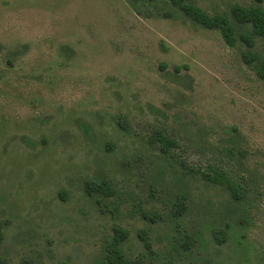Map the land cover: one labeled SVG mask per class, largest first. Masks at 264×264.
<instances>
[{"label": "rangeland", "instance_id": "obj_1", "mask_svg": "<svg viewBox=\"0 0 264 264\" xmlns=\"http://www.w3.org/2000/svg\"><path fill=\"white\" fill-rule=\"evenodd\" d=\"M241 50L163 0H0V262L104 264L119 226L140 264H264V81Z\"/></svg>", "mask_w": 264, "mask_h": 264}, {"label": "trees", "instance_id": "obj_2", "mask_svg": "<svg viewBox=\"0 0 264 264\" xmlns=\"http://www.w3.org/2000/svg\"><path fill=\"white\" fill-rule=\"evenodd\" d=\"M144 4H152L161 0H136ZM182 13L193 24L206 29L217 31L225 44L229 47L237 45L242 46L241 60L242 62L253 69L257 78L264 81V45L261 51L256 49V40H264V10L258 5L250 8H244L238 5H233L228 16L226 15H208L200 8L196 7L192 0H163ZM255 4L261 3L262 0H254ZM163 68V66H160ZM179 69L176 68V71ZM156 142L161 144L163 153H167L175 143L169 140L166 136L157 132L153 136ZM201 177L207 182L221 187L225 190L231 199L240 200L242 198L241 188L234 182L232 177L221 168H211L208 173H201ZM99 188L109 191L110 185L108 182H102L98 185ZM109 192H105L108 195ZM185 199V198H184ZM185 201V200H184ZM185 209L183 202L176 205L175 216L180 215ZM144 219L153 221L155 215L142 213ZM144 248L152 253L151 244L144 231L138 235ZM127 238V232L119 226L113 228L112 242L106 247L103 255L104 264H140L137 261L128 260L122 249L121 244ZM2 239L0 231V241ZM0 264H4L1 263Z\"/></svg>", "mask_w": 264, "mask_h": 264}]
</instances>
